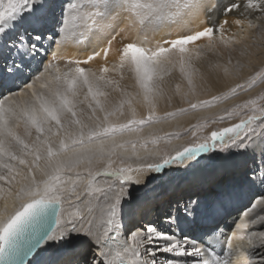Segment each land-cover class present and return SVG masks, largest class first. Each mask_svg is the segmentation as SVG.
<instances>
[{"label":"snow or ice","instance_id":"obj_1","mask_svg":"<svg viewBox=\"0 0 264 264\" xmlns=\"http://www.w3.org/2000/svg\"><path fill=\"white\" fill-rule=\"evenodd\" d=\"M55 8V0H0V264H40L48 248L74 242L80 244L74 250L79 258L56 264H264V198L259 205L246 208L228 232L217 224L199 238L183 229L177 231L179 208L177 214L168 211L155 222L126 223L130 186L147 187L156 178L147 174H163L172 166L184 165L187 171L201 162L202 153H210L209 158L234 150L259 154L260 165L251 170L248 180L264 185V107L248 110L255 100L225 109L218 118L223 122L236 116L237 123L202 137L193 130L185 144L161 150L156 139L139 135L144 125L161 119L155 109L163 89L156 78L162 79L169 66L178 64L191 90L200 72L195 62L202 58L204 47H214V36L219 35L225 47L239 42L234 35L225 38L226 17L235 16L231 23L238 27L247 21L249 29L256 28L255 21H260L264 28V0H62L58 16ZM201 14L206 20L200 24L207 26L188 28ZM110 20H120L125 26ZM135 26L141 30L151 27L153 32L176 27L180 34L171 38L169 31L154 47H145L126 31ZM117 36L122 43L116 49L117 63L111 69L102 67L99 76L87 74L81 65L102 54L106 60ZM143 39L147 40V34ZM203 39L207 45L188 47ZM70 42L83 46L86 58H66L62 50ZM62 59L74 68L63 74L57 68L53 74V61ZM212 67L227 77L233 67L239 70L245 65L237 61L232 66L229 59L225 65ZM125 68L143 92L148 115L138 119L128 100L131 116L118 123L109 118L117 112L123 115V104L109 110L100 99L106 96L102 82L113 83L103 73ZM253 71L246 84H235L223 98L264 81V67ZM81 87L87 88L83 100L79 98ZM180 92L177 84L175 93ZM218 99L188 101V107L178 112L210 107ZM84 104L88 113L81 107ZM175 114L167 113L163 119ZM21 125L23 135L18 131ZM125 133L128 139H123ZM187 134L185 130L183 135ZM169 135L180 139L182 134ZM149 142L154 146L151 149ZM81 180L85 186L78 190ZM229 196L228 192L221 195L220 208L210 205L203 211L219 214ZM182 211L187 220L200 215L202 209L198 201L189 200ZM219 236L226 246L220 253L215 250ZM234 253H239L238 259L231 258Z\"/></svg>","mask_w":264,"mask_h":264},{"label":"bare ground","instance_id":"obj_2","mask_svg":"<svg viewBox=\"0 0 264 264\" xmlns=\"http://www.w3.org/2000/svg\"><path fill=\"white\" fill-rule=\"evenodd\" d=\"M55 3H56L55 12H57L60 9V5L62 2L60 3V0H55ZM224 18L225 17H221V19ZM226 18L229 20V25L231 26L230 27L229 25L225 26L228 29L227 33L225 34V38L234 35L235 39L239 42L235 44H229L227 47H225V45L220 42L219 35L214 36L213 38L215 41L214 47L213 48L205 47L202 53V58L199 61L195 62V66L199 68L200 72L194 77V84L191 90L187 85L186 79L182 76L179 70V65L175 64V57H173V62L175 66L174 67L169 66V72L161 74L162 79L160 77L156 78L163 89L162 95L156 98V109H155L156 116L161 117V119L157 123L144 125L143 130L139 133L140 136L148 138L149 141H151V139L153 138L158 140L161 138V136L162 138H164V140L162 139V141H166L170 139L171 144L170 145L166 144V147L168 148L175 145L188 143V141L185 140V138L182 136L180 139H177L175 138L174 135H169V134H173L176 132L182 133V131L190 129L195 124L201 123L207 119L215 117L217 114L220 115L223 111L221 112L220 108L218 110L219 103L216 102L213 103V105L210 107L209 106L198 107L197 109L190 110L186 113H177L178 109L187 108L188 101L198 103L201 100H211L213 96H216L218 94L220 95L222 92L228 91L235 84L243 82L245 77L247 78V76L245 75L253 67L251 65L249 66L248 69L244 68L242 70L240 69L237 70L235 67H233L232 68L233 74L226 77L223 75L221 69H215L212 66L215 64L225 65L229 59H231L232 61V66H235L237 64V61H243L245 63H249L250 61L251 64L254 63V65H258L264 61V45H263L264 34H262L264 33V28L260 26L262 22L255 21L254 18V21L255 23H257L258 26L256 28L249 29L247 26V21H245L242 26L238 27L231 23L232 20L236 18L235 16L229 15ZM200 20H206V17L203 14H201L200 18L197 21H195L192 24H189L187 27L193 30H201L203 27L207 26V24H200ZM108 23L115 24V22L112 20L108 21ZM117 24L119 25V27H123L124 25V23L122 22ZM126 31L129 33L132 39L142 42L145 47L148 43H151L150 45L154 47L156 41L161 37H166L169 31H171V38H176V36L180 34L179 30L176 27H172L171 29L165 28L159 30L158 32H153L152 29L141 30L139 26H135L132 29H126ZM145 34H147V40L143 39ZM196 43H198V41ZM203 43H204L203 46L207 45L208 43L207 39H204ZM194 45L195 44L188 45V47L196 48L194 47ZM119 47H122V43H121V38L117 36L116 40L113 41V46L109 50L106 60L103 58V54H102L101 57H97L89 62L95 67L94 70H92L89 73V75L91 73H96L97 76L101 75L100 69L104 66H108L111 69L112 65L117 63L118 57L116 54V49ZM52 48L54 50L55 46L53 45ZM242 52H247L249 55H241ZM260 52H263V54L262 53L260 54ZM62 54L66 58L84 59L86 58L87 53L84 50L83 46L70 42L67 48L62 50ZM64 61L65 59L53 61L54 64L51 72L55 74L56 69L58 68L60 73L63 74L66 73L69 69L74 68V66L71 67L65 64L58 66L60 62H64ZM110 62L111 65H109ZM45 63H47V61ZM41 68L43 69V66H41ZM103 75L105 76L106 80H111L113 81V83L110 85H103L102 82V90L106 93V96L100 97L102 104H104V106L109 110H112L114 108H119V106L123 104V109H122L123 115H121L120 112H117L116 115L111 116L109 118L110 120L119 123V122H126V120L130 118L131 111L129 109L128 103H126V101L128 100H131V106L136 110L138 119L145 118L148 115L147 102L144 101L143 92L136 84L133 74L129 73L128 70L125 68L122 72L109 71L108 73H103ZM201 76H203V79L201 78ZM177 84L180 85V89H181L179 95L175 93V88ZM85 95H87V88L81 87L79 89V98L83 100ZM81 107L84 109L85 113H88L89 110L87 109L86 104L81 105ZM167 113H176V114L173 116H169L167 119H163V117H165ZM97 115H100L102 117L103 114L98 112ZM237 122L238 119H233L225 124L222 123L223 125L219 124L218 128L230 126L232 123H237ZM214 127H210L211 131L216 129V128L213 129ZM18 131L20 132L21 135L24 134L23 125H21ZM135 135H136L135 133L131 134L132 137H135ZM169 136H171V138H169ZM128 138H129V134L125 133L123 139H128ZM148 147L151 149L154 146L149 142ZM206 154L207 153H202L201 156L203 157ZM251 154L252 153H240V155H238L239 159L229 158L226 160V162L217 165V167L214 169L215 173L210 175L202 174L196 177L195 180L191 179L194 181L193 183H196L195 185L198 186L194 189L201 191L202 188L205 187L206 182L209 179H212V177L216 173L222 171V168H224L226 171L227 169L232 167L233 171H238L237 173L238 175L240 174L241 171L244 172L243 168L246 167L244 158L246 156H250ZM85 166L86 165H81V168ZM100 166H101L100 164L95 165V167H100ZM227 172L229 174V171ZM233 174L234 173H231L230 179L227 180V185H230L229 187H231V189H227V188L223 189V187L218 188L219 192L217 194L211 195L210 200L208 199L204 200L203 198L201 199L199 197L196 199V201H198L201 205L202 211L200 215L189 216L187 220H185L183 219V216L179 214L182 222L181 228L189 236L199 238L204 231L208 230L209 228L215 227L217 224L220 225V227L223 229L224 232H228V226H231L233 221L236 220L238 217H240L246 208H249L251 204L259 205L261 199L264 198V185H262L258 180L255 183H251L249 181H247L246 183L242 182L243 186L242 184L240 186H237L236 184L233 186L231 185L233 184V180H231ZM244 174L243 175L246 179L251 175V173H248L246 175V172ZM133 175H137V174L133 173ZM140 175L143 177V175L145 174H140ZM99 179H101L102 182V178ZM228 181H230V183ZM221 182L225 183L226 179L223 180L221 179ZM82 183H83L82 180L78 181V185H77L78 189ZM222 183L220 185H222ZM84 186L85 184L82 186L81 189H83ZM254 191L258 192V194L255 195V197L252 199L254 201L247 204L245 208L238 210V212H232L233 210L237 209L239 205L246 203L248 197ZM225 192L230 193V196L223 201V207L219 211V214L210 215L209 213L203 211L204 209L208 208L210 205H215V207L220 208L221 205L219 202V198ZM132 196L133 194L130 193L128 198ZM155 197H156L155 193H151L148 195V198L150 199L152 198L155 199ZM2 204L3 201L0 200V206H2ZM134 207L135 205L133 204H129V203L126 204V209H127L126 223H131L139 217L141 218L148 217L146 215L147 214L146 212H138V211L135 212ZM156 210L153 213L154 215H156L157 213ZM227 215L228 217H226ZM225 217L226 220L224 219ZM196 221H197V226L195 223ZM222 239H224V237L219 236V240L221 241ZM71 246H74L76 250L80 248L79 242H74L73 244L65 245L60 249L59 247L48 248L47 251H45L44 254L40 257V264H56L58 260H65V259L73 260V257H78L75 255L74 251L71 252L72 255L69 254L70 256L67 254V252L64 251ZM54 248L55 249L58 248V249L55 251ZM215 250L218 253L222 251L220 243H217L215 245ZM224 250H226V247H224ZM62 254L63 256H61ZM238 257H239V253H234L231 256L233 260L238 259Z\"/></svg>","mask_w":264,"mask_h":264},{"label":"rangeland","instance_id":"obj_3","mask_svg":"<svg viewBox=\"0 0 264 264\" xmlns=\"http://www.w3.org/2000/svg\"><path fill=\"white\" fill-rule=\"evenodd\" d=\"M61 2H62V0H60V3ZM59 11H60V9L57 12H55V14L57 16L59 15ZM114 22H115V24H117V23H120L121 21L115 20ZM124 26L125 25H123V27ZM144 29H152V28L151 27H145ZM203 41H204V39L201 40V41H198V43H196L194 45V47H197L198 45L203 46V44H204ZM261 43H263V42H261ZM150 44L151 43H148L146 45V47H150L151 46ZM263 45H264V43H263ZM204 49H205V47H204ZM261 53L263 54V52H260V54ZM48 59H50V56L48 57ZM46 61L47 60H45V62ZM64 62H60L58 66H60L62 64H65V65H68V66H71V67L74 66V65L68 64L66 59H65ZM240 63L245 65V67H243L242 69H244V68L248 69L249 68V66H248L249 63H245L243 61H240ZM53 64H54V62H53ZM109 65H111V62L109 63ZM251 65L253 67L245 75V76H247V78L245 77L243 82H240V83H245L246 84V82L249 80V78L254 76V74H255L253 69L254 68L255 69H259L262 66L264 67V61L261 62L258 65H254V63L251 64ZM41 66H43V65H41ZM81 67L86 68V70L88 71L87 74H89L95 68L94 65H92L90 63H88L87 65H83L82 64ZM242 69H240V70H242ZM228 92H229V90L225 91V92H222L220 95L219 94L216 95V96L221 97V99H218L215 102L219 103L218 110L220 108V111L221 112L223 111V112L220 115L217 114L215 117L207 119V120H205V121H203L201 123L195 124L190 129H187L188 130V134L187 135H183L185 130L182 131V133H181L182 135L181 136L184 137L185 140H187L189 142V140L192 139L191 132L193 130L196 131L197 136H201L202 137V136H206V135L210 134V132H211L210 127H214L215 126L213 129H215V128L217 129L219 127V124H222V123L225 124V123H227V122H229V121H231L233 119H238V117L233 116L231 119H225L223 122H219L218 118L220 116L224 115V110L225 109L231 110L236 105L246 104L250 100H255L256 104L255 105H249V109L248 110H250L251 108L255 107L257 109V111H259V109L261 107H264V103H263L264 102V81H259L258 80V82L252 88H250L249 90H247V91L238 90L237 93L234 96L229 94L230 98L224 99L223 98V94L228 93ZM237 111H239V109H237ZM177 113H179V112H177ZM214 118L217 119L216 123H212L211 122L212 119H214ZM169 138H171V136H169ZM162 139L164 140V138H162V136H161L160 139H158V140L156 139L157 140V146L161 150L168 148V147H166V143H164L166 141H162ZM160 140L162 141V143H161ZM238 155H240V152H237V151L234 150L229 155L219 154V155L211 156V158H209L210 153H207L205 156H203V159H201V162L198 165H196L193 168L188 169L187 171L184 170V165H176V166H172V169H176V170L168 169L163 174H147V175H155V177H156L154 179H151V181L147 184V187H144L143 184H141V185L133 184L134 186H130V188H129V193H132L133 196L128 198L126 204L129 203V204L135 205V207H134V211L135 212H137V211L138 212H146L147 213L146 215L148 216V217H142V218L139 217L133 222H142V221L143 222H146V221L155 222L158 219L163 218L164 215L168 211H172L174 215L177 214V209L178 208L180 209L179 214H181V216H183L184 214H183L182 209H183V205H184L185 202H187L189 200L195 202L198 197L201 198V199L203 198L204 200L205 199L210 200L211 195L217 194L219 192L218 188L223 187V189L224 188L231 189V187H229L230 185H227V180L230 179V174L231 173H234L232 175V177H231V180H233V184H231V185L234 186L236 184L237 186H240L242 184V186H243L242 182L246 183L247 181H249L248 178L246 179L244 177V175H245L244 173L246 172V175H247L248 173H251L252 169H255V168L259 167V165H260L259 154H256V155L251 154L250 156H246L244 158L246 167H244L245 169L243 168L244 172L241 171L239 175L237 174L238 171H233L232 170L233 169L232 167H230L226 171H225L224 168H222V171H219L218 173H216L212 177V179H209L206 182L205 187L202 188L201 191L194 189V188H196L198 186H196L195 185L196 183H193L194 181L191 180V179L195 180L196 177H198V176H200L202 174L210 175V174L215 173L214 169L217 167V165H219L220 163L226 162V160L229 159V158H235V159L237 158V159H239ZM223 159H225V160H223ZM100 167H103V165H101ZM227 171H229V174H228ZM219 176H221V177H219ZM73 177H74V174H73ZM221 179L222 180L226 179V182L222 183ZM228 182L230 183V181H228ZM221 183H222V185H220ZM217 184H219V185H217ZM83 185H84V183L81 184L79 189H81ZM151 193H155L156 194V197H155L156 200L154 198H152L153 200L148 198V195L151 194ZM257 194H258V192H255V191L252 192L251 195L248 197L247 202L243 203L242 205H239V207H237V209L233 210L232 212H238V210H241V209L245 208L247 204H249L250 202L254 201L252 199ZM156 208H157V210H156ZM155 210L157 211L156 215L153 214L155 212ZM149 211H150V213H149ZM226 217H228V215ZM226 217L224 218L225 220H226ZM195 223H196V226H197V221ZM181 224H182V222H181V219H180L179 227H178L177 231H179V229H182L181 228ZM190 237H193V236H190ZM220 244H221V248L222 247L223 248L226 247L224 245V239H222L220 241ZM74 246H71V247L67 248L64 251L67 252V254L69 255V254H71V252L74 251V249H75ZM60 248L61 247H59V249ZM57 249H55V251ZM63 254L61 256H63ZM168 255H171V254H168ZM78 258L79 257H73V260L74 259H78Z\"/></svg>","mask_w":264,"mask_h":264}]
</instances>
